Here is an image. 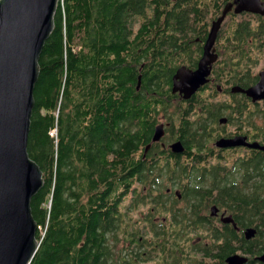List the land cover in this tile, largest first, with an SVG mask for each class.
<instances>
[{
  "label": "trees",
  "instance_id": "trees-1",
  "mask_svg": "<svg viewBox=\"0 0 264 264\" xmlns=\"http://www.w3.org/2000/svg\"><path fill=\"white\" fill-rule=\"evenodd\" d=\"M230 1L59 0L27 142L44 181L31 200L45 231L30 264H222L235 253L251 264L264 253V158L253 173L222 170L201 130L245 97L196 94L190 119L171 94L175 71L195 63L189 41L204 40ZM245 17L230 14L218 34L222 66L212 74L224 86L254 85L264 59V17ZM161 113L182 155L151 144L143 156ZM213 206L237 228H213Z\"/></svg>",
  "mask_w": 264,
  "mask_h": 264
},
{
  "label": "water",
  "instance_id": "water-1",
  "mask_svg": "<svg viewBox=\"0 0 264 264\" xmlns=\"http://www.w3.org/2000/svg\"><path fill=\"white\" fill-rule=\"evenodd\" d=\"M58 0H0V264H30L37 250V224L31 213V200L43 187L42 172L27 153L30 119L34 108L33 91L39 76L38 61L44 44L54 28V14ZM229 14L264 16V0H232L224 5L220 16L212 21L203 52L194 71L184 66L172 77L171 94L189 100L209 82L212 65L218 56L214 43ZM258 82L248 88L230 87L231 95L242 94L252 102L264 101V70ZM141 77H138L137 90ZM221 91V86L216 87ZM220 123L226 122L221 119ZM164 125L155 127L151 143L144 149L145 156L151 144L164 136ZM217 147L247 146L264 151L257 143L246 144L244 137L220 139ZM175 155H182L185 147L180 141L169 146ZM218 209L210 208L215 216ZM224 224L231 223L230 216L223 217ZM256 230L244 231L247 240L254 238ZM248 257L235 254L225 264H247ZM264 264V253L254 258Z\"/></svg>",
  "mask_w": 264,
  "mask_h": 264
},
{
  "label": "flooded vegetation",
  "instance_id": "flooded-vegetation-1",
  "mask_svg": "<svg viewBox=\"0 0 264 264\" xmlns=\"http://www.w3.org/2000/svg\"><path fill=\"white\" fill-rule=\"evenodd\" d=\"M241 16L245 17V16H254V15L243 14ZM241 16H238V17H241ZM212 21L210 22L208 26L207 35L211 27ZM206 38L207 36L205 37L204 40H200L199 37H195L189 41L191 52L187 55V58L189 60H194L195 63L192 65H189V64L183 65L186 69L190 71L196 70L198 61L200 60L202 56L203 45H204ZM214 51H215V54L218 56V59L212 65L211 74L209 76L210 78L208 77L209 82L203 87H201L196 92V94L206 93L213 88L216 89L218 85H221L223 89H221V91L216 90L217 93L219 94V97L231 100V95L229 94V87L234 86V85L228 84L227 86H224L223 83H225V81L222 82L221 79H219L220 82L217 83L212 74L214 67L220 68L222 66L221 64L222 49H221L220 43H218V36L214 43ZM263 60L264 59L260 60L256 65H254V69H256L259 63L262 62ZM262 70H264V66L258 71H255L254 74L258 76V73L261 72ZM258 80L259 78L257 77L256 82H258ZM194 96H192L189 100L184 101L177 95L178 100L180 102L182 101L183 106H185V108L189 111L188 115L190 116V119H192L198 112H200L199 109H195V106L197 104L192 102V98ZM235 97L236 99H238L240 97L243 98L245 96L242 94H236ZM245 99H246L245 101L236 100L230 104L231 108L228 111V114H230L229 118L227 117V115L221 116L215 122V124L206 123L203 129H201L203 133V137L207 136L205 139L207 142H209L207 144L208 149L210 150V154L212 155V157L215 158L218 166L222 170H225L227 172L234 173V174L253 173L254 167L256 164L255 156L257 155V156L264 158V151L251 149V148H248L247 146H238L234 148H221V147L216 146V142L220 139H229V138L239 136V137L245 138L246 144L257 143L259 146L264 147V101L254 103L246 97ZM223 118L226 119V122L220 123L219 121ZM163 124L165 125V135L162 138V140L156 144H158L162 150L169 151L170 144H172L174 141H177V139L175 135L170 134V127H171L170 123L166 122L164 119ZM166 136H170V139H167ZM262 165H263V171H264V164ZM165 194L166 195L171 194V189H167L165 191ZM172 194L176 195V201L183 202L178 191H173ZM168 200L169 199H165V201H168ZM182 208H179V209H182ZM226 216H231V215H229L227 211L221 210L218 208V213L214 217L215 225L213 228L217 227L220 229L222 227V224H224L221 220L223 217H226ZM154 223H157V220H154ZM225 225L232 226V224H225ZM149 229H150V225L145 224L142 230H144V232H149ZM235 254H239V253H235ZM226 258L224 259L222 264H225ZM254 258L252 259V261H250L251 264H259V262L254 261Z\"/></svg>",
  "mask_w": 264,
  "mask_h": 264
},
{
  "label": "rangeland",
  "instance_id": "rangeland-1",
  "mask_svg": "<svg viewBox=\"0 0 264 264\" xmlns=\"http://www.w3.org/2000/svg\"><path fill=\"white\" fill-rule=\"evenodd\" d=\"M246 18V17H245ZM264 66V60L262 61V62H260L259 63V65L257 66V68L256 69H254V72L255 71H258L259 69H261L262 67ZM165 119V121L166 122H168L167 121V119H166V117L161 113V114H159V116H158V124L161 122V123H163V120ZM177 190V189H176ZM175 191V190H174ZM146 264H148V263H146ZM149 264H153V262H151V263H149Z\"/></svg>",
  "mask_w": 264,
  "mask_h": 264
},
{
  "label": "built area",
  "instance_id": "built-area-1",
  "mask_svg": "<svg viewBox=\"0 0 264 264\" xmlns=\"http://www.w3.org/2000/svg\"><path fill=\"white\" fill-rule=\"evenodd\" d=\"M50 135H51V136L55 135V130L52 131V132H50ZM37 230L39 231V233H41V236L44 235L45 228L42 229V228H40V227H37Z\"/></svg>",
  "mask_w": 264,
  "mask_h": 264
},
{
  "label": "bare ground",
  "instance_id": "bare-ground-1",
  "mask_svg": "<svg viewBox=\"0 0 264 264\" xmlns=\"http://www.w3.org/2000/svg\"><path fill=\"white\" fill-rule=\"evenodd\" d=\"M210 78V77H209ZM39 193V192H38ZM34 198V197H33ZM247 240V239H246ZM260 264V263H259Z\"/></svg>",
  "mask_w": 264,
  "mask_h": 264
}]
</instances>
